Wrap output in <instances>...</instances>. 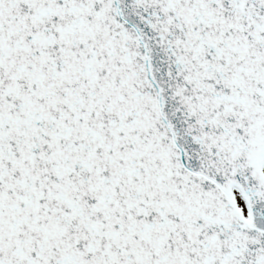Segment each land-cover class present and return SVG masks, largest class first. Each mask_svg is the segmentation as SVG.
Wrapping results in <instances>:
<instances>
[{"label": "snow or ice", "instance_id": "1", "mask_svg": "<svg viewBox=\"0 0 264 264\" xmlns=\"http://www.w3.org/2000/svg\"><path fill=\"white\" fill-rule=\"evenodd\" d=\"M0 264H264V0H0Z\"/></svg>", "mask_w": 264, "mask_h": 264}]
</instances>
